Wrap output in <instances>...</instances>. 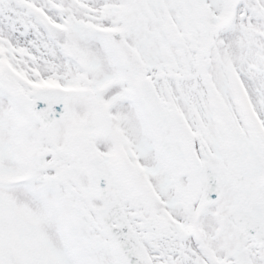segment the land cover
Here are the masks:
<instances>
[{
    "label": "snow or ice",
    "instance_id": "obj_1",
    "mask_svg": "<svg viewBox=\"0 0 264 264\" xmlns=\"http://www.w3.org/2000/svg\"><path fill=\"white\" fill-rule=\"evenodd\" d=\"M0 264H264V0H0Z\"/></svg>",
    "mask_w": 264,
    "mask_h": 264
}]
</instances>
